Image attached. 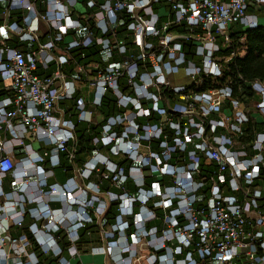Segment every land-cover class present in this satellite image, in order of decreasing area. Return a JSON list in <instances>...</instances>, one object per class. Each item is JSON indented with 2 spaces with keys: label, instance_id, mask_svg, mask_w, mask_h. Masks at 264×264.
<instances>
[{
  "label": "built area",
  "instance_id": "1",
  "mask_svg": "<svg viewBox=\"0 0 264 264\" xmlns=\"http://www.w3.org/2000/svg\"><path fill=\"white\" fill-rule=\"evenodd\" d=\"M262 7L264 0H0V90L9 93L0 98V200H10L3 190L10 178L19 216L24 204H42L36 232L39 214L68 216L66 229L50 220L46 231L66 233L63 264L80 259L70 251L89 212L96 256H107L101 264H264V83H252L261 98L252 111L229 85L195 91L221 76L235 56L232 30L255 28ZM88 48L96 58H87ZM162 89L175 101L162 99ZM107 97L116 113L94 145L128 162L116 166L92 152L64 184H50L61 156L68 164L75 158L76 125H90ZM147 118L157 121L137 123ZM89 185L118 203L109 231L106 210L97 214L104 202L92 201ZM0 228L8 233L9 225ZM37 238L58 256L52 236Z\"/></svg>",
  "mask_w": 264,
  "mask_h": 264
},
{
  "label": "trees",
  "instance_id": "2",
  "mask_svg": "<svg viewBox=\"0 0 264 264\" xmlns=\"http://www.w3.org/2000/svg\"><path fill=\"white\" fill-rule=\"evenodd\" d=\"M251 12V10H250ZM259 16V21L255 28L253 29H244L241 30L240 28H235L231 32V49L235 51L234 58L227 63L221 72V76L218 77L216 80L205 79L203 83L198 87L195 88V91L202 92L207 89L221 87L225 85H229L232 91V98L246 108L247 110L250 109L248 105L254 104L258 102L261 98L257 96L253 89H252V82H259L264 83V7H262L259 11H257ZM256 12V15H257ZM17 13H11L10 18L12 21L17 19ZM15 43L13 46H15ZM88 52L87 58L93 59L96 58V51L88 48L86 49ZM73 58L76 61H80V58L73 52ZM71 70H66L65 73L69 74ZM79 92V93H78ZM85 95L84 91H76V96L79 97ZM82 94V95H81ZM161 97L165 100H173L175 101L174 94L169 90L162 89ZM4 96H9L7 91L0 90V98ZM64 108L68 111L71 110L70 106H67L65 103L62 104ZM252 107H254L252 105ZM89 108V106H87ZM93 116V121L90 125L80 124L76 125L75 128V137H76V145H75V158L71 164H68L64 159V156H61L60 166L56 169L52 170L53 178L49 180V183H57V184H64L67 179H69L72 175V171L76 166H82L87 160L92 152H99L107 156L111 163L115 164L116 166L123 165L125 162H128L126 159H122L120 161L119 157L110 156L107 150L109 148H101L99 145L95 146L94 141L99 137V131L101 125L111 116L116 113L114 100L112 98L107 97L101 102V105L96 108ZM245 110V109H244ZM99 120H98V119ZM144 120V119H141ZM137 120V123L140 125H146L150 123H154L157 119L148 118L144 121ZM99 122V123H98ZM146 123V124H145ZM254 126L251 125L250 128ZM157 144L154 143L152 148L155 150L157 149ZM14 157L15 160L21 158L22 153L20 149H14ZM120 161V162H119ZM122 162V163H121ZM101 171L106 173L105 169L102 167ZM63 178H60V176ZM114 175L110 174L109 178H113ZM7 180H11L7 178ZM111 181V180H109ZM125 188L127 190L133 191L129 183L125 184ZM109 191L113 194H117L118 191L110 187ZM42 204H31L25 205L23 208V213L20 217L21 226L19 228L15 226H10L9 233L12 237L23 236L26 241L27 245L25 246V251L29 253L32 257L34 264H56L61 261L66 262L69 261V249L71 247L70 243L67 241L66 233L63 230L58 229L57 231H51V236L54 238L56 243V247L60 251V261L58 257H54L51 253V250H47L46 247H42L39 244L38 238L31 232L33 226L38 227L40 222L36 221L33 214L37 210L40 209ZM117 201H112L106 208V215L103 217L105 221V225H111L115 221V216L117 215ZM77 209V208H76ZM78 210V209H77ZM90 214V215H89ZM4 214L0 210V219H2ZM88 217L91 218V223L86 224L84 228L78 230L76 232L77 241L74 244V249L78 253H82L86 256L87 251L84 249H88L89 247L95 245V240L93 237L95 233H97V226L95 225V218L89 212ZM13 231V232H12ZM92 244V245H91ZM46 251L44 254L43 251ZM1 256V255H0ZM97 258V257H96ZM78 260L71 261L69 264H77ZM22 262L25 261L24 258L21 259ZM80 262V261H79ZM81 264V263H80ZM82 264H88L87 262H82ZM90 264H101L99 262H92Z\"/></svg>",
  "mask_w": 264,
  "mask_h": 264
},
{
  "label": "rangeland",
  "instance_id": "3",
  "mask_svg": "<svg viewBox=\"0 0 264 264\" xmlns=\"http://www.w3.org/2000/svg\"><path fill=\"white\" fill-rule=\"evenodd\" d=\"M251 11L253 10H255V9H253V8H251L250 9ZM257 15H259V14H257ZM257 103L258 102H255L254 104H252L253 106H256L257 105ZM252 105L250 106V105H248L249 107H250V109L248 110V111H252V110H254V108L252 107ZM99 120V119H98ZM107 161H105V162H103L104 163V165L106 164V166L107 167H109V169L111 168L112 169V167H111V165L110 164H108V163H106ZM88 190H92V192L93 193H90V194H92L91 196L93 197L92 198V200H93V202H95L96 200H100V201H103L104 202V208H102L101 209V211H99V213L97 212V214H99V216H101L100 214L101 213H103L105 210H106V208H107V206L109 205V203L111 202V198H113V197H110V195L109 194H107V192H105V193H96V189L95 188H93L91 185H89V186H87L86 187ZM106 194V195H105ZM18 202H20V199L19 198H17L16 199ZM41 200H38L37 201V203H39ZM107 205V206H106ZM104 210V211H103ZM38 213H40V212H38ZM38 213H37V216H38ZM40 216H41V218H42V223H41V230H42V232H39V231H35L36 229H35V226H34V228H32L31 230L32 231H35V235H36V237H42L44 240H46V241H48V240H50L51 239V236H49L50 234H47V230H50V229H52L53 228V223L55 222V223H57V224H59V223H62V225H63V227L66 229L67 228V224H69L68 222L67 223H65L66 225L64 226V222H66V221H64V220H66V218L69 220V218H68V216L67 217H62L61 218V220H56V217L57 216H54L52 219H50V217H49V215H41V214H39ZM19 216V215H18ZM17 216V217H18ZM43 216V217H42ZM63 219V220H62ZM50 220H53L54 222H52V221H50ZM67 220V221H68ZM0 222H1V220H0ZM48 223H50V224H48ZM61 225V226H62ZM0 226H1V223H0ZM109 227H110V225H105V231H109ZM40 230V229H39ZM13 232V231H12ZM7 236V238L9 239V241H7L6 242V240H5V242H4V245L2 246V248H0V251H2L1 253H0V255H2V258L4 257V261H3V263H1V264H21L19 261L22 259V258H24L25 259V262L23 263V264H34V262L31 260V256L29 255V253H27L26 251H25V249H26V245H27V241H26V239H21L20 240V238H19V236L18 237H12L11 235H10V233L8 232V233H5V234H2V231H1V228H0V237L1 236ZM93 235H95L94 237H93V239L94 240H96V241H98V239H99V237H98V235H97V233H95V234H93ZM97 235V236H96ZM19 238V239H18ZM11 239V240H10ZM17 239V240H16ZM12 241V242H11ZM16 242V243H15ZM95 242V241H94ZM104 242V241H103ZM8 243V244H7ZM11 243V244H10ZM96 243V242H95ZM97 244V243H96ZM104 245V244H103ZM93 248H91V247H89V249H84V251H90L91 249H92V251L90 252V253H87V254H89L88 256H86V255H84L83 254V252L82 253H78L77 251H73V250H71L70 251V255L72 256H74V255H76L77 253H78V256H79V260H78V263L77 264H80V263H82V262H87L88 264H90V263H92V262H99V263H101L102 262V260L104 259L105 261H107V256H105L104 258L103 257H101V258H98V256H96L97 255V247L98 246H95V245H93L92 246ZM50 248L51 249H53L54 250V253L55 254H60V251L58 250V248H56L55 247V245L54 244H52V245H50ZM9 249V250H8ZM13 249V250H12ZM111 250H113V249H116V248H110ZM109 249V250H110ZM57 250V251H56ZM4 252V253H3ZM59 252V253H58ZM106 252H107V249H106ZM96 253V254H95ZM95 255V256H94ZM58 257V259H57V261L59 260L60 261V255H58L57 256ZM81 257H84V259L83 258H81ZM97 257V258H96ZM100 257V256H99ZM79 261H81V262H79ZM73 262V261H72ZM56 264H58V263H56ZM59 264H63L62 262H59ZM66 264H69V262L68 263H66ZM72 264H74V263H72Z\"/></svg>",
  "mask_w": 264,
  "mask_h": 264
},
{
  "label": "crops",
  "instance_id": "4",
  "mask_svg": "<svg viewBox=\"0 0 264 264\" xmlns=\"http://www.w3.org/2000/svg\"><path fill=\"white\" fill-rule=\"evenodd\" d=\"M34 0H30V3H32ZM1 10V9H0ZM32 27L34 29H36L38 31L39 34H41V23L36 20V19H33L32 20ZM33 146L34 145H31L32 149H33ZM36 147V148H35ZM35 149V150H34ZM34 149L33 151L35 152H38V149L39 147L37 146H34ZM37 150V151H36ZM18 160V159H17ZM18 172V171H17ZM53 178V177H52ZM60 178H63V176L61 175ZM71 178V177H70ZM69 178V179H70ZM67 179V180H69ZM66 180V181H67ZM65 181V182H66ZM3 190L6 192V194L10 197V200L9 202L7 203H4L3 201L0 200V210L2 211V213L4 214L3 218L0 219L2 221V224L4 223H7L9 225V228L10 226H13V218L15 219H20L21 216H18V213L16 211H18V206L20 205L19 202L16 200L15 197H12L13 194H12V190H11V181L10 180H5L4 181V184H3ZM16 204V205H15ZM27 205V204H24L23 205V208L24 206ZM2 206L4 207V209H2ZM14 207V208H13ZM18 216V218H17ZM8 217L12 218V219H9L8 220ZM9 232V230H8Z\"/></svg>",
  "mask_w": 264,
  "mask_h": 264
},
{
  "label": "bare ground",
  "instance_id": "5",
  "mask_svg": "<svg viewBox=\"0 0 264 264\" xmlns=\"http://www.w3.org/2000/svg\"><path fill=\"white\" fill-rule=\"evenodd\" d=\"M252 11H253V10H252ZM256 82H257V81H256ZM252 83H253V82H252ZM161 91H162V90H161ZM78 93H79V92H78ZM81 95H82V94H81ZM161 96H162V95H161ZM77 97H78V96H77ZM79 97H80V94H79ZM82 97H83V96H82ZM162 98H163V97H162ZM164 100H165V99H164ZM239 103H240V102H239ZM63 104H64V103H63ZM251 105H252V104H251ZM251 105H250V106H251ZM244 109L246 110V108H244ZM96 110H97V109H96ZM248 110H249V109H248ZM97 119H98V118H97ZM147 119H148V118H147ZM147 119H146V120H147ZM93 120H94V119H93ZM140 120H141V119H140ZM144 120H145V119H144ZM144 120H141V121H144ZM98 123H99V122H98ZM138 124H139V123H138ZM145 124H146V123H145ZM250 129H252V128H250ZM34 146H37V145H34ZM34 146H33V149H34ZM37 147H38V146H37ZM35 148H36V147H35ZM34 150H35V149H34ZM36 151H37V150H36ZM107 151H108V150H107ZM110 156H111V155H110ZM123 160H124V159H123ZM123 160H122V161H123ZM120 161H121V160H120ZM120 161H119V162H120ZM104 162H105V161H104ZM121 163H122V162H121ZM120 165H121V164H120ZM117 166H118V165H117ZM109 167H110V166H109ZM109 167H108V168H109ZM110 169H111V168H110ZM110 180H111V179H110ZM91 195H92V194H91ZM105 195H106V194H105ZM92 201H93V200H92ZM111 201H112V200H111ZM4 203H5V202H4ZM15 205H16V204H15ZM104 205H105V204H104ZM106 206H107V205H106ZM103 211H104V210H103ZM101 212H102V211H101ZM33 214H34V213H33ZM89 215H90V214H89ZM105 215H106V214H105ZM44 216H45V215H44ZM42 217H43V216H42ZM17 218H18V217H17ZM90 219H91V218H90ZM62 220H63V219H62ZM67 220H68V219H67ZM67 220H66V221H67ZM0 223H2V221H1ZM111 225H112V224H111ZM62 227H63V225H62ZM41 238H42V237H41ZM10 240H11V239H10ZM48 241H49V240H48ZM11 242H12V241H11ZM15 243H16V242H15ZM7 244H8V243H7ZM10 244H11V243H10ZM91 245H92V244H91ZM91 248H93V247L91 246ZM8 250H9V249H8ZM12 250H13V249H12ZM96 250H97V249H96ZM56 251H57V250H56ZM96 252H97V251H96ZM95 254H96V253H95ZM58 255H60V254H58ZM72 256H73V255H72ZM74 256H75V255H74ZM94 256H95V255H94ZM69 257H70V256H69ZM81 258L84 259V257H81ZM103 258H104V257H103ZM101 259H102V258H101ZM80 262H81V261H80ZM69 263H70V262H69ZM101 263H102V262H101Z\"/></svg>",
  "mask_w": 264,
  "mask_h": 264
}]
</instances>
